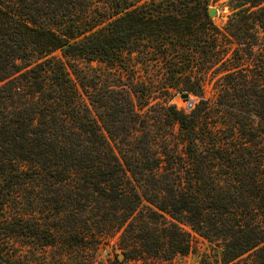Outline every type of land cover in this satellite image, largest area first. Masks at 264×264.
I'll list each match as a JSON object with an SVG mask.
<instances>
[{"label":"trees","instance_id":"trees-1","mask_svg":"<svg viewBox=\"0 0 264 264\" xmlns=\"http://www.w3.org/2000/svg\"><path fill=\"white\" fill-rule=\"evenodd\" d=\"M103 1L44 26L55 0H0V264H29L28 242L62 247L60 264H105L87 241L133 227L117 263L170 264L194 250L180 225L211 246L202 264H264V156L248 128L264 119L249 75L264 81V0H225V29L209 15L222 0ZM185 93L199 97L190 112L172 103ZM36 182L71 229L28 218Z\"/></svg>","mask_w":264,"mask_h":264},{"label":"rangeland","instance_id":"rangeland-1","mask_svg":"<svg viewBox=\"0 0 264 264\" xmlns=\"http://www.w3.org/2000/svg\"><path fill=\"white\" fill-rule=\"evenodd\" d=\"M48 1H52V0H48ZM74 1L75 0H66V4H70V5H69L68 10L66 9L64 10L61 8L60 2H58V0H55V6H57L56 7L57 11H56V14L54 15L55 17L52 18L53 15H51L49 19H45L47 21L43 22V24H45L44 26H55V24H57L58 21L68 22V18L72 16ZM85 1L88 2V6L86 5V8L98 7L100 10H107V12L108 10H110L108 4L105 3V1L103 0H85ZM134 1L137 4H141L148 0H134ZM226 4H227L226 1L222 0L217 3L212 2L209 6V11L211 9L216 10V15L214 17L210 16V18L221 29H225V26L229 20V16L231 15V12L229 8L226 6ZM76 16L83 17L82 15H80V11H78ZM96 65L97 64L95 63L94 66ZM249 75L252 76L251 79L253 81L255 80L257 81L258 86H261L260 88L264 87V81H262L263 79L261 77H258V76L254 77L252 73H250ZM217 79L218 77H215L212 81H210V85H208V90H211V88H213ZM189 95H190L189 100H183L181 98V95L179 94L176 96L174 95L175 97L173 98L172 103L175 104L178 109L184 110L186 112H190L191 110L188 109L189 102L192 101L194 103L193 107H195V105L199 102V97L193 94H189ZM253 120L254 121L250 123V126H248L249 131L251 132L252 128H256V130H259L258 140H261L260 145H258L259 147H257L255 150L256 154L254 156L263 157L264 156V133L262 132H264V119L263 117L260 116V117H255V119ZM233 124L234 123H232V126ZM217 126H218V130L220 133L219 134L220 138L222 139V142H223L225 132L226 130H228V125L226 124V121L223 117H220V119L218 120ZM233 130H234V138L232 139H235V141L238 139V142H240L241 137L244 136V133H242L238 125H236L235 129L233 128ZM246 135L248 136L247 138L250 140L248 142H251V143H247V146H249V148H252L254 146V144L252 143L253 142L252 135L250 133ZM222 146L224 147V145ZM252 166H253V163H252ZM220 169L225 170L224 164L220 166ZM224 184H225L224 177L222 176V174H220V186L222 188V191L224 189ZM53 189L54 188H51V187L49 188L47 186H44L42 182L40 183L36 182L35 184L32 185V187L29 190L31 194L29 196V202H27V207H26L28 218L37 219L38 222L43 223V224H45L49 218L51 220L49 222L53 223L55 220L54 224L63 223L68 226V229H71L69 227L72 226V223H73L72 218L70 217L64 218V215H61L60 213L59 214L52 213V215H48L49 209H48L47 204L49 200H54V199H50L51 196H54V194L51 193V190ZM53 193L55 192L53 191ZM36 195H38L37 198H36ZM145 217L149 223L150 222L152 223L158 220L157 217H154L152 219L151 216H150L151 218L150 220L147 212L145 214ZM86 221L88 220L86 219ZM180 226L185 231H188L191 233L194 250L187 255L177 254L173 256L172 260L170 261V264H202L203 254L207 252L212 253L211 246L209 245V243L204 241L200 236L196 235L193 231H191L188 227L184 225H180ZM95 229H96V226L94 227V230ZM136 230L137 228L133 227L130 230V232L129 233L126 232L124 236L122 233H120L116 235L115 237H110V239L104 242H101L100 244H97L96 242L89 240L85 244V247H87L86 249L88 250L91 248L95 249L93 255L97 257L98 263L104 262L105 264H118L117 262L119 261V257L121 255H124V253L127 251H131V252L134 251V248L136 247L138 243L137 237H135L138 233V231ZM124 231L122 230V232ZM134 233L135 235H132ZM72 240L74 242V239ZM75 244L73 246H75ZM61 248L62 247L60 246L43 248L34 242H28L26 244H23L22 252L29 264H60V262L58 261V255L61 251ZM90 252H93V251H90ZM67 264H75V261L74 262L68 261Z\"/></svg>","mask_w":264,"mask_h":264},{"label":"water","instance_id":"water-1","mask_svg":"<svg viewBox=\"0 0 264 264\" xmlns=\"http://www.w3.org/2000/svg\"><path fill=\"white\" fill-rule=\"evenodd\" d=\"M209 15L211 16V17H214L215 15H216V10H214V9H211L210 11H209ZM181 98L183 99V100H189L190 99V95L188 94V93H185V94H182L181 95ZM124 259V255H121L120 257H119V260H123Z\"/></svg>","mask_w":264,"mask_h":264},{"label":"built area","instance_id":"built-area-1","mask_svg":"<svg viewBox=\"0 0 264 264\" xmlns=\"http://www.w3.org/2000/svg\"><path fill=\"white\" fill-rule=\"evenodd\" d=\"M194 103L192 101L189 102L188 109L192 110L194 107Z\"/></svg>","mask_w":264,"mask_h":264}]
</instances>
